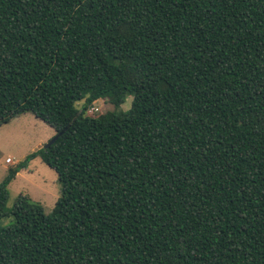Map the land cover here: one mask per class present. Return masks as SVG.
Masks as SVG:
<instances>
[{
  "label": "trees",
  "instance_id": "1",
  "mask_svg": "<svg viewBox=\"0 0 264 264\" xmlns=\"http://www.w3.org/2000/svg\"><path fill=\"white\" fill-rule=\"evenodd\" d=\"M24 113L64 131L0 184V264H264V0H0ZM35 158L60 197L5 213Z\"/></svg>",
  "mask_w": 264,
  "mask_h": 264
},
{
  "label": "rangeland",
  "instance_id": "2",
  "mask_svg": "<svg viewBox=\"0 0 264 264\" xmlns=\"http://www.w3.org/2000/svg\"><path fill=\"white\" fill-rule=\"evenodd\" d=\"M132 97L127 96L118 110L130 109ZM81 105L78 104L77 108ZM107 99H101L93 103L87 110L88 114H96L99 111L113 110ZM55 136L53 128L36 119L31 113H24L7 124L0 126V184L5 179L10 168L37 151L38 143L42 146ZM40 146V148H42ZM39 148V149H40ZM36 149V150H35ZM11 163H5L6 159ZM9 197L5 205V213H10L20 195H27L34 202L42 205L45 213L51 212L61 194V185L55 172L46 166L40 158L27 162L15 178L7 186ZM8 219L3 220V225Z\"/></svg>",
  "mask_w": 264,
  "mask_h": 264
},
{
  "label": "water",
  "instance_id": "3",
  "mask_svg": "<svg viewBox=\"0 0 264 264\" xmlns=\"http://www.w3.org/2000/svg\"><path fill=\"white\" fill-rule=\"evenodd\" d=\"M63 131H64V130H63ZM63 131L60 132L59 134H55V136H54L49 142H47L46 144H44V145L42 146V149H47L51 144H53L54 141L59 137V135H61V134L63 133Z\"/></svg>",
  "mask_w": 264,
  "mask_h": 264
},
{
  "label": "built area",
  "instance_id": "4",
  "mask_svg": "<svg viewBox=\"0 0 264 264\" xmlns=\"http://www.w3.org/2000/svg\"><path fill=\"white\" fill-rule=\"evenodd\" d=\"M5 161H6L5 163H11V160L8 158Z\"/></svg>",
  "mask_w": 264,
  "mask_h": 264
},
{
  "label": "crops",
  "instance_id": "5",
  "mask_svg": "<svg viewBox=\"0 0 264 264\" xmlns=\"http://www.w3.org/2000/svg\"><path fill=\"white\" fill-rule=\"evenodd\" d=\"M18 117H19V116H18ZM14 119H15V118H14ZM40 146H42V144H41V143H38L37 149H39ZM35 150H36V149H35Z\"/></svg>",
  "mask_w": 264,
  "mask_h": 264
}]
</instances>
